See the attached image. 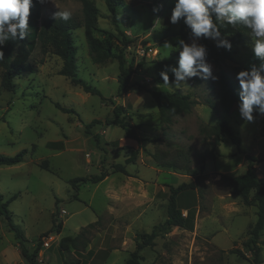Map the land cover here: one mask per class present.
Returning a JSON list of instances; mask_svg holds the SVG:
<instances>
[{"label":"rangeland","instance_id":"1","mask_svg":"<svg viewBox=\"0 0 264 264\" xmlns=\"http://www.w3.org/2000/svg\"><path fill=\"white\" fill-rule=\"evenodd\" d=\"M93 1L100 8L99 26L114 35L116 50H124L127 66L132 71L126 94L118 89L117 59L96 63L90 55L84 27L74 31L78 47L77 73L79 78L98 88L101 95L86 92L81 85L59 73L63 61L53 53V47L45 38H39L30 57V62L38 70L16 77L15 92L1 86L0 67V155L13 156L27 150L23 162L0 165V192L6 200L13 194H19L9 205L14 222L26 231L25 235L30 240L28 244L33 243L41 232L52 228L54 213L58 221L64 223L63 237L72 236L83 226L94 222L85 231L82 229V245L84 240H92L97 229L109 226L112 219L106 211L116 208L128 211L129 215H137L143 209L146 211L141 217L128 222L138 237L143 232L150 233L155 225L167 219L169 186L192 182L195 187L182 191L178 196L181 207L191 208V211H182L183 216L188 217V230H179L170 237L167 234L173 231L171 229L158 236L155 245L144 250L147 260L141 264H150L153 255L155 260L152 264H247L245 259L231 252L232 248L227 252L219 250L206 237H195L189 231L191 223H194V214L199 210L201 224L228 229V232L225 230L219 234L223 246L230 247L234 243L233 248L250 250L251 240L245 242L244 238L248 234L249 222L255 220L254 214L246 216L228 212L227 207L240 209L244 201L233 192L228 182L221 179V174L244 173L249 163L247 156L253 155L259 159L255 161L256 175L264 181V160L260 161L264 159V117L248 123L240 118L238 103L226 112L220 102L221 71H226L238 83L235 79L238 71L248 68L250 63H259L247 47V30L246 41L227 35L233 44L230 52L226 50L229 58L219 63L209 60L219 81L194 77L179 88L197 104L189 113L174 115L173 122L168 124L161 120L158 105L146 89L177 90L156 82L161 79L159 72L166 65H175L178 57L174 47H162L164 42L171 41L175 45L177 38L188 39V35L181 34L166 36V30L179 31L183 27L188 34L190 31L183 21L178 25L169 22L174 0H123L118 6L116 20L105 0ZM160 4L163 5L162 10L154 13L153 7ZM60 10L70 11L72 16L83 21L82 4L78 0H48L42 4L41 20L54 16ZM157 16L160 20L154 26ZM96 34L103 37L101 32ZM124 35L131 40L130 49L128 46L123 49ZM140 45L152 46L158 49V54L136 61L134 52ZM56 103L73 108L76 113H66ZM115 105L124 106L123 117L141 139L140 145L136 140L130 143L119 125L105 123L114 117ZM93 119L102 123L88 133L86 124ZM218 120H225L232 126L241 139V145L223 135V141L216 146V158H208L202 168L203 148L213 137L201 130H209ZM180 148L190 153L189 171L157 166L150 155L163 150L168 153L166 159H172L177 157ZM130 149H137V152L129 155ZM139 161L144 165L137 166ZM185 162L178 160L181 167ZM118 163L129 167L130 175L112 173ZM132 163L136 166L133 167ZM102 170L111 174L99 183L82 184L78 191L69 182L72 178L99 174ZM139 171L141 176L137 174ZM254 193L253 190L251 198ZM75 194L81 200L75 199ZM62 209L66 211L60 216L59 210ZM0 218L2 225L10 231L6 218L3 215ZM51 234L58 235L57 232ZM10 237L14 239L12 232L4 236L3 244H8ZM63 254L67 260L71 259L66 257L64 250ZM125 254L123 252L115 264H125L122 259ZM48 256L50 259L46 262L49 264H58L61 257L57 250H52Z\"/></svg>","mask_w":264,"mask_h":264},{"label":"trees","instance_id":"2","mask_svg":"<svg viewBox=\"0 0 264 264\" xmlns=\"http://www.w3.org/2000/svg\"><path fill=\"white\" fill-rule=\"evenodd\" d=\"M82 4L83 21L78 20L76 17L71 15L68 21L55 20L53 16H47L44 20L42 17V4L35 2L34 7L31 10V15L29 19L30 28L28 30V37L22 41L20 40H10L6 46L3 47L4 58L0 59V67L2 69L1 76V86L4 90L15 92L17 85L15 83V78L23 74L24 72H36L38 69L33 66L30 62V57L34 52L39 38H45L47 42L53 47V53L57 54L63 61L62 68L59 73L70 78L74 84L81 85L86 92L99 94L101 92L98 88L78 77L77 73V52L78 47L74 39V31L84 27L85 36L87 43L89 45V52L92 59L96 63H104L109 59H117L119 63V91L126 92L130 86V79L132 71L127 66L126 57L124 55V50L117 51L114 45V35L106 29H103L98 24V17L100 15V8L96 5L93 0H78ZM123 0H105L108 10L112 13L114 19L118 18V6ZM245 28L238 26L233 28L230 25H225L221 27V32L226 35L234 37L238 41H246ZM101 32L103 37L98 36L96 33ZM187 36L188 31L184 30L182 27L179 31L168 28L166 30V36H176V35ZM131 40L128 36L124 35V47L125 49ZM202 43L207 46L208 49V59L214 63H219L222 59L229 58V54L225 49H218L215 47L214 43H209L207 40L202 39ZM221 91H220V102L226 112H230L235 103H238V88L239 85L232 78L229 77L226 71H221ZM170 76V81L173 77ZM157 83L163 82L162 79L156 81ZM150 92L156 101L161 120L168 124L173 122V116L179 113H189L196 101L191 99L189 94L182 93L179 89L175 91H166L163 89H146ZM105 98V97H104ZM106 99V98H105ZM210 102V101H209ZM211 107L213 104L209 103ZM56 106L66 113H76L75 109L63 106L60 103H56ZM114 117L112 119H107L105 123L107 125H119L125 130L126 137L133 138L138 141L140 145V138L138 137L133 126L127 122L124 117V106L115 105L114 107ZM102 123L99 119H93L90 123L86 124V130L88 133L91 129ZM204 133H208L209 136L213 137V140L206 142L204 146V151L201 154L202 168H204V161L208 158L215 159L216 146L223 141L224 136L230 138L236 145H241L240 137L235 133L232 126L229 125L225 120H218L209 130L202 128ZM224 135V136H223ZM98 138V136L96 135ZM27 150L24 149L13 156L0 155V165H15L23 162L25 160V155ZM167 151L156 150L151 153L152 159L155 161L157 166L166 168L182 169L183 171H189L191 169L192 159L190 158V153L188 150L180 148L178 149L177 157L172 159L167 158ZM248 167L244 173L237 175L221 174V179L228 182L231 185L233 192L243 199L244 203L247 205L256 204L257 210V220L252 223L248 228V235L251 236L249 248L253 253L252 264H260L261 259V246H260V235L264 229V181L260 179L255 172V161L259 160L253 155H248ZM186 161L181 167L178 160ZM264 159H260L263 161ZM180 166V167H179ZM122 172L126 175H130L126 167L120 163L115 164L112 173ZM111 172L102 170L99 174H93L89 176H81L70 179V184L72 187L78 191L82 184L91 182L99 183L105 180ZM195 185L192 182H183L178 186L170 185V196L167 207V219L160 224L154 226L150 233H141L136 242V249L130 254V257L125 264H140L141 260L144 259L142 251L145 247L154 246L155 239L162 235L165 231L171 230L173 227H187L188 217H184L182 210L178 206L177 198L179 194L191 188ZM255 191L253 198L250 197L251 192ZM18 194H14L8 200L4 199L2 193H0V215H3L11 231L15 234V239L20 247L22 255L29 262V264H39L37 257L38 253L43 245V240L48 237L52 232L61 233L63 229V222L58 221L57 216L53 215V226L50 230L46 231L40 235L37 245L34 250L29 247V240L27 239L23 229L20 225L16 224L12 217V212L9 209V204L16 200ZM75 199L81 200L78 194L74 195ZM252 199L254 201H252ZM93 223L87 226H93ZM85 226L83 230L85 231ZM190 228V227H189ZM83 232L76 236H64L61 239V249L66 251L72 246L78 248L82 242ZM88 240H84L82 246L84 248L87 246ZM231 252L237 253L238 257L241 259H248L245 253L239 248H232ZM80 259L67 260L65 264H79Z\"/></svg>","mask_w":264,"mask_h":264},{"label":"clouds","instance_id":"3","mask_svg":"<svg viewBox=\"0 0 264 264\" xmlns=\"http://www.w3.org/2000/svg\"><path fill=\"white\" fill-rule=\"evenodd\" d=\"M45 4L48 0H35ZM34 0H0V59L4 58L3 47L10 40H24L28 37L30 15ZM163 5L154 6L159 13ZM71 12L64 10L54 14L53 19L68 21ZM160 18L154 21V26ZM183 21L189 29L188 39L177 38L175 45L165 41L164 49L174 47L178 57L175 65H166L159 76L163 84L176 89L188 84L194 77L202 80L219 81L214 65L208 59L207 46L201 40H211L218 49L231 51L232 42L221 27L242 26L247 30V47L259 63H250L246 69L236 73L238 81V112L242 120L252 123L257 117H264V0H174L169 22L178 25ZM172 81L170 84V76ZM255 113V115H254Z\"/></svg>","mask_w":264,"mask_h":264},{"label":"crops","instance_id":"4","mask_svg":"<svg viewBox=\"0 0 264 264\" xmlns=\"http://www.w3.org/2000/svg\"><path fill=\"white\" fill-rule=\"evenodd\" d=\"M125 93V92H123ZM129 93V92H127ZM126 94V93H125ZM128 141L130 143H133L135 140L133 138H128ZM65 151V150H63ZM134 152H137V149H130L129 155H132ZM144 165L141 161H139V164L137 166ZM132 166H136V163H132ZM259 165H256V168ZM128 171H130L129 167H126ZM256 171V170H255ZM138 175L141 176V172H137ZM1 193V192H0ZM17 194V193H16ZM14 195V194H13ZM11 195V197L13 196ZM4 199L6 200L5 195L3 194ZM19 197V194H18ZM17 197V198H18ZM121 198V196H120ZM125 201H128V197L124 196L123 197ZM142 197L141 199H143ZM178 201V206L183 212H188L189 210L191 211V208H183L179 204V198H177ZM144 202V201H143ZM10 205V204H9ZM242 207L240 209L236 208H230L227 207L226 209L228 210L229 213H236L239 215H248L253 213L255 220L253 222H249L248 228L252 223H255L257 220V210L258 207L256 204H251L247 205L243 202ZM140 207H138L139 209ZM60 211V216H62V213H65V209L59 210ZM146 211V210H145ZM143 209L137 213V215H129L127 212L128 211H123V210H118V209H110L106 212L109 213L111 216L112 221L110 222L109 226L104 227V228H99L100 230H96V235L92 238V240H88L87 246L84 248L82 245H78V248L71 247L69 250L64 251L66 257L70 256L72 260L80 259L79 264H115L117 259L123 254V252H126V254L123 256V263H126L128 258L130 257V254L136 249V242H137V233L135 231H132V224H129L128 222L133 218V219H138L141 217L143 214ZM124 214V215H123ZM2 215H0L1 217ZM168 216V214H167ZM204 219V218H202ZM98 221V220H97ZM194 223H191V227L189 228V231L195 235V237L198 236H204L206 237L207 240H209L213 246H215L219 250L226 251L229 250L230 248H233L235 245L234 243L230 247L223 246L222 237H219V234L223 231L226 230L228 232V229L226 228L225 230L223 228H212L208 226L207 224H201V215L200 211L196 210L194 214ZM96 222V221H95ZM2 221L0 218V264H29V262L25 259V257L22 255L20 247L15 239V234L13 231H7L6 227L2 225ZM64 226V223H63ZM87 226V225H86ZM85 226H83L78 233H75L72 236H76L79 233L82 232V229ZM247 228V230H248ZM8 226V230H9ZM186 230L187 228H182V227H173L171 232H169L167 235L170 237H174L177 231L179 230ZM94 230V229H93ZM188 230V229H187ZM246 230V231H247ZM24 233H26L25 230H23ZM12 232L14 234V239L11 237L9 238L8 244H3V239L4 236L10 234ZM46 231H43L39 234L37 239H39L40 235L45 233ZM12 235V234H11ZM13 236V235H12ZM63 238L62 232L58 233V235L50 234L48 237H45L43 240V245L38 253L37 260L39 264H49L46 262V259H50L48 256L50 253H52V250H57L59 251L60 261L58 264H65L67 261L66 258H64L63 250L61 249V239ZM226 239L228 238L225 237ZM246 238V239H245ZM245 242H248L251 238L250 235H245ZM28 239V238H27ZM35 240L33 243L29 244V247L31 250H34L37 241ZM82 239V237H81ZM222 239V240H221ZM29 240V239H28ZM30 241V240H29ZM221 241V243H220ZM244 242V243H245ZM260 246H261V259L262 262L260 264H264V256L262 255V250L264 246V229L261 232L260 235ZM55 247V248H54ZM147 249L145 247L142 251V255L144 256V259L141 260L140 264L142 261L147 260V256H145L144 250ZM150 250V249H149ZM245 255L248 257V259H245L247 264H252L251 260L253 259V253L251 250L248 252L243 251ZM127 255H129L127 257ZM49 257V258H48ZM68 258V257H67ZM65 259V260H64ZM70 260V259H68ZM155 260V256H151L150 259V264ZM49 261V260H48Z\"/></svg>","mask_w":264,"mask_h":264},{"label":"built area","instance_id":"5","mask_svg":"<svg viewBox=\"0 0 264 264\" xmlns=\"http://www.w3.org/2000/svg\"><path fill=\"white\" fill-rule=\"evenodd\" d=\"M132 46L128 45L130 49ZM158 54V49L153 48L152 46H138L134 52V58L137 61L138 59H144L150 56H156Z\"/></svg>","mask_w":264,"mask_h":264}]
</instances>
